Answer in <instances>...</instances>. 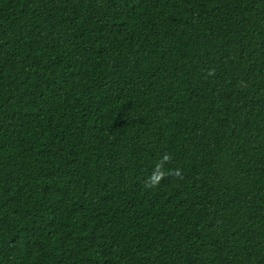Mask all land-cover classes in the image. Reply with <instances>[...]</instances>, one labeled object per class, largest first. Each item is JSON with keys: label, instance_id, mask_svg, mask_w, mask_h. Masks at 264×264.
Listing matches in <instances>:
<instances>
[{"label": "trees", "instance_id": "1", "mask_svg": "<svg viewBox=\"0 0 264 264\" xmlns=\"http://www.w3.org/2000/svg\"><path fill=\"white\" fill-rule=\"evenodd\" d=\"M0 264H264V0H0Z\"/></svg>", "mask_w": 264, "mask_h": 264}, {"label": "clouds", "instance_id": "2", "mask_svg": "<svg viewBox=\"0 0 264 264\" xmlns=\"http://www.w3.org/2000/svg\"><path fill=\"white\" fill-rule=\"evenodd\" d=\"M161 178V176H156L154 179L158 181Z\"/></svg>", "mask_w": 264, "mask_h": 264}]
</instances>
